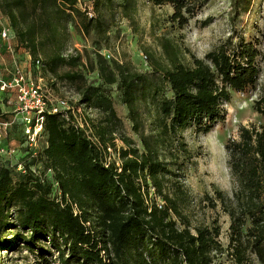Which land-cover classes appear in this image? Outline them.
I'll return each mask as SVG.
<instances>
[{"label": "trees", "instance_id": "16d2710c", "mask_svg": "<svg viewBox=\"0 0 264 264\" xmlns=\"http://www.w3.org/2000/svg\"><path fill=\"white\" fill-rule=\"evenodd\" d=\"M115 1L0 0V12L28 51L30 66L48 75L51 87L70 85L80 105L104 115L94 119L88 136L66 114H46L37 155L25 146L18 117L0 144L18 151L15 158L0 157V249L16 248L6 234L17 229L22 247L44 260V255L53 257L42 247L48 243L58 264H222L218 259L226 253L234 264H264V126L243 127L238 139L227 140L234 192L228 196L215 190V197L208 198L230 218L227 248L217 222L192 227L190 194L181 180L196 157L185 133L209 134L224 120L223 107L234 94L257 87L264 71V36L262 49L232 35L198 58L168 34L155 35L161 54L144 46L151 72L140 73L130 62L109 63L100 54L109 42L108 12L115 22L119 8L122 17L135 23L137 1L120 0L117 7ZM147 1L156 8L171 6V20L180 29L204 5L198 0ZM250 7L248 0L247 11ZM72 28L85 39L98 38L96 59L88 55L90 68L80 53L66 56ZM81 67L96 71L97 79L89 82ZM14 69L7 77L0 68L3 80L10 81ZM113 86L129 109L143 149L125 139L126 148L108 164L121 122ZM15 98L0 91L5 121L15 113L2 105L11 107ZM142 106L152 118L148 134L139 129ZM255 109L264 116V91Z\"/></svg>", "mask_w": 264, "mask_h": 264}, {"label": "rangeland", "instance_id": "374dc122", "mask_svg": "<svg viewBox=\"0 0 264 264\" xmlns=\"http://www.w3.org/2000/svg\"><path fill=\"white\" fill-rule=\"evenodd\" d=\"M136 1L135 23H130L122 17L119 8L115 10L117 11L115 22L109 12L106 14L111 23L108 32L109 42L103 43L104 49L100 51V54L109 63L113 61L130 62L140 73L151 72L146 55L142 50H144V46H152L159 56L161 50L156 46L153 37L162 34H168L198 58H204L232 35L235 38L244 37L249 42L253 40L262 49L260 44L264 36V0H251L249 11H247L248 0H198L204 5L200 7L196 17L184 29L178 28L171 20L174 13L171 6L156 8L152 7L147 0ZM81 2L88 5L92 3L91 0H81ZM115 2L117 7L121 1L116 0ZM205 23L209 25H205ZM3 24L11 30V45L14 50L13 53L8 50L7 43L1 39L0 35V68L7 77L10 76L9 73L17 63L33 79L42 78L44 80V85L51 93L52 99L58 100L66 96L78 98V94L68 84L59 83L57 87H51L50 77L30 66L28 51L19 44L7 18H4ZM71 32V49L67 54L80 53L83 62L90 68L88 55L91 59H96L98 38L96 35H92L85 39L73 28ZM261 68L264 69L263 64H261ZM81 70L89 82L97 79L98 73L96 71H90L83 67ZM111 88V96L117 116L121 120L117 128L115 140L117 150L115 154L126 148L125 139L132 140L134 145L142 150V142L135 130L129 109L122 103L119 92L116 90L117 87ZM263 91L264 71H262L259 84L254 90L248 94H234L231 103L224 105V120L219 122L212 132L198 134L194 130H189L184 137L189 149L196 156L194 163L189 164L181 175V180L190 194L187 214L191 218L193 228L197 225H212L217 222L221 228L220 241L225 248L229 246L230 242V218L223 211L220 203L213 205L208 198L215 197V190H220L228 196L233 195L234 184L230 174L229 157L225 144L229 139H238L243 127L264 126V116L257 113L255 109V104ZM140 114L139 129L148 134L151 130L152 118L143 106L140 108ZM94 115L98 119L104 118L102 113L95 112ZM19 133H21V129ZM18 234L17 229L6 234V240L13 243L16 248L0 249V256L4 264H58L57 254L54 253L55 251L51 249L48 243L43 242L42 247L45 252L53 254V257L44 255L45 259L43 260L38 253L22 247L23 245L18 241ZM218 262L234 264L227 253L221 256Z\"/></svg>", "mask_w": 264, "mask_h": 264}, {"label": "built area", "instance_id": "2783aa9c", "mask_svg": "<svg viewBox=\"0 0 264 264\" xmlns=\"http://www.w3.org/2000/svg\"><path fill=\"white\" fill-rule=\"evenodd\" d=\"M4 17L0 12L1 39L7 43L10 52H14L11 45L10 28L3 24ZM71 53H73L71 51ZM67 54L66 56H68ZM0 91L15 95V116L11 120H3L0 117V144L6 138L7 133L21 117L24 127L25 146L37 155L40 139L44 132L46 114H66L73 124L85 130L88 136H92V123L96 118L92 109L79 104L80 98L70 96L58 100L52 99L51 93L44 85L42 78L33 79L20 64L15 65L10 81L3 80V71L0 70ZM108 164L116 159L112 148H109ZM18 151L0 146V157L15 158ZM119 166L120 163L118 162ZM18 170L25 172L23 164L18 165ZM41 173H38L40 176ZM48 175L51 172H47ZM57 186V184H55Z\"/></svg>", "mask_w": 264, "mask_h": 264}, {"label": "crops", "instance_id": "0c3cea01", "mask_svg": "<svg viewBox=\"0 0 264 264\" xmlns=\"http://www.w3.org/2000/svg\"><path fill=\"white\" fill-rule=\"evenodd\" d=\"M10 106L11 107L6 108V106L2 105V107L4 109H6V111H14V109L16 108V106H15V100L12 102V105H10Z\"/></svg>", "mask_w": 264, "mask_h": 264}]
</instances>
